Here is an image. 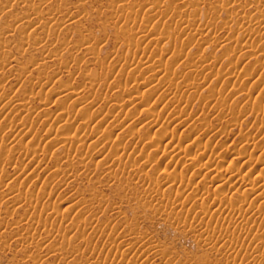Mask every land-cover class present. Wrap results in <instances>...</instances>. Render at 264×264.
<instances>
[{"label": "rangeland", "instance_id": "rangeland-1", "mask_svg": "<svg viewBox=\"0 0 264 264\" xmlns=\"http://www.w3.org/2000/svg\"><path fill=\"white\" fill-rule=\"evenodd\" d=\"M263 81L264 0H0V264H264V198L210 182L264 157Z\"/></svg>", "mask_w": 264, "mask_h": 264}, {"label": "bare ground", "instance_id": "bare-ground-1", "mask_svg": "<svg viewBox=\"0 0 264 264\" xmlns=\"http://www.w3.org/2000/svg\"><path fill=\"white\" fill-rule=\"evenodd\" d=\"M260 1V0H259ZM244 5V4H243ZM229 6V5H228ZM244 7V6H243ZM230 9V8H229ZM182 18V17H181ZM226 19H228V18H226ZM242 19V18H241ZM183 20V19H182ZM227 22V21H226ZM181 23V22H180ZM212 30V29H211ZM196 37V36H195ZM241 43V42H240ZM241 45V44H240ZM169 51H170V49H169ZM261 51V50H260ZM237 56V55H236ZM246 57V56H245ZM235 71V70H234ZM251 73V72H250ZM261 75V74H260ZM242 78V77H241ZM165 80H166V78H165ZM254 80V79H253ZM167 81V80H166ZM137 82V81H136ZM252 82V81H251ZM264 82V81H263ZM144 82H138V83H136V86L139 88V87H141L142 86V84H143ZM250 84V83H249ZM136 87V88H137ZM257 88V87H256ZM75 90L76 89H74L72 92H70V93H67V94H65V95H63V94H61V95H58V94H56L55 96V99H54V101H59V104H63L69 97H73V95H75L76 97H77V99H76V102L77 103H81L82 101H80L82 98H81V93H79V91H78V93H76L75 92ZM79 90V89H78ZM122 90V89H121ZM77 91V90H76ZM81 92V91H80ZM261 92V91H260ZM254 94V93H253ZM258 95V94H257ZM262 96V95H261ZM128 97V96H127ZM260 97V96H259ZM129 98H130V96H129ZM150 98H152V97H149V98H147V100H144V101H142L143 103H139L137 106H138V108L140 109L141 108V111H143V112H146L147 113V115H148V117H150V118H153L154 120H155V122H159V120L161 119V118H157V115H156V113L154 112V111H152V110H150L149 108H147L146 106L148 105V101H149V99ZM264 98V97H263ZM49 100V97H48V99L46 98V99H43V101L44 102H47ZM257 102H258V105L260 106H262V104H261V102H262V100L260 99V98H258L257 100H256ZM61 102V103H60ZM48 103V102H47ZM51 103V102H50ZM66 103H68L67 101L65 102V104ZM77 103H75V104H77ZM45 104V103H44ZM120 104V103H119ZM119 104H116L115 105V107H119L120 105ZM25 106V105H24ZM27 107V106H26ZM60 107H61V105H60ZM59 107V108H60ZM264 105L262 106V108L261 107H259V109L257 110V111H259L260 113H263V115H264ZM65 109H67V110H69L67 107L65 108L63 105H62V107H61V111H59V113L57 114V116L55 115V116H53L54 118H56V121H55V125H57V127L56 128H60V130L62 131V130H64L65 128H67L66 126H60V123H61V121H63V118L65 117V113L67 112ZM46 110V109H45ZM46 111H48V110H46ZM66 111V112H65ZM47 113H50V112H47ZM55 113V112H54ZM91 114H89V120H87L88 122H90V121H95L100 115H101V110L100 111H98V110H95L94 112H90ZM255 114V113H254ZM258 114V113H257ZM68 115V114H67ZM104 115V114H103ZM102 116V115H101ZM88 117H86V118H88ZM106 118V117H105ZM104 118V119H105ZM263 118V123H264V116L262 117ZM66 119H67V117H66ZM65 119V120H66ZM130 119H132V117L130 116L129 117V120ZM50 120V119H49ZM68 120V119H67ZM70 120H71V118H70ZM97 120H99V118L97 119ZM102 120V119H101ZM166 120H167V123L169 124V123H172V122H175V123H178L179 125H182V121L180 122V118H177V117H173V116H170L168 119L166 118ZM103 122H104V120H102ZM114 121H115V119H114ZM118 121V120H117ZM71 122V121H70ZM69 122V123H70ZM85 122V121H84ZM87 122V123H88ZM95 122H97V121H95ZM103 122H101V123H103ZM116 122V121H115ZM69 123H67V124H69ZM94 123V122H93ZM134 123L136 124L135 126H136V128H137V125H139V124H141L142 123V121H140V120H135L134 121ZM262 123V124H263ZM104 124V123H103ZM115 124V123H114ZM113 123H112V125H114ZM112 125H109V126H112ZM116 125V124H115ZM142 125V124H141ZM141 125H139V126H141ZM53 126V125H52ZM51 126V127H52ZM70 126H72V125H70ZM87 126H89V125H87ZM92 126H93V128L98 132V134H100V132H103V129L101 128V126H102V124H101V126L98 124V123H96V124H92ZM134 126V127H135ZM61 127H63L64 129H61ZM83 128L82 129H84L86 126H85V124H84V126H82ZM104 127V126H103ZM105 127H106V125H105ZM54 128V127H53ZM52 128V129H53ZM81 128V127H80ZM93 129V130H94ZM107 129H109V128H107ZM242 129V128H241ZM85 130V129H84ZM83 130V131H84ZM102 130V131H101ZM240 130V129H239ZM257 130V129H256ZM83 131H80L81 133L83 132ZM57 132H58V130H57ZM77 132V131H76ZM75 132V133H76ZM96 132V133H97ZM109 132V131H108ZM108 132L106 133V135L109 137V135H108ZM165 132V131H164ZM55 133H56V131H55ZM59 133H60V131H59ZM88 133L89 132H87V136H89L88 135ZM262 133H264V126L262 127ZM104 134V133H103ZM102 134V135H103ZM23 135H25V133H23ZM60 136L62 135V134H59ZM101 135V137L104 139V135L102 136ZM173 133H163V134H161L160 136V138H158V139H156V140H154L153 141V144H150V143H148L149 145H147V144H145V147L148 149V148H150V147H154L157 151H159V152H167V150H168V148H169V145L171 144V140L170 139H174V137H173ZM245 133L242 135V138H241V140L243 139V141H245V140H247V141H250L249 140V135H247V137H245ZM264 135V134H263ZM85 136V135H84ZM98 136V135H97ZM106 136V137H107ZM175 136V135H174ZM251 136V135H250ZM254 136V135H253ZM76 137H77V139L76 140H74V141H72L71 140V138H70V136L69 137H67V136H65V137H63V139H61L60 140V142L63 144V143H65V145H67V144H75V142L76 143H80V142H83V144L82 145H84V147H85V143H84V140H82V134H78V135H76ZM61 138V137H60ZM60 138H57V139H60ZM101 138V139H102ZM256 138V137H255ZM25 139V138H24ZM87 139V138H86ZM126 139V135H125V137H117L116 139H114V140H117V143H116V147L117 148H121V146H123V142H124V140ZM250 139H252V138H250ZM94 139H92L91 141H89V143L90 144H92V143H96V141L94 140ZM96 140H98V139H96ZM105 140V139H104ZM256 140H257V138H256ZM57 141H59V140H57ZM57 141H55L56 143H57ZM87 141H88V139H87ZM126 141V140H125ZM252 141V140H251ZM254 141V140H253ZM50 142V141H49ZM99 142V141H98ZM97 142V143H98ZM179 142V141H178ZM246 142V141H245ZM45 143V142H44ZM54 142H52L51 144H53ZM56 143L55 144H53V145H56ZM88 143V142H87ZM88 143V144H89ZM94 143V144H95ZM106 143H108V142H106ZM176 143V142H175ZM47 144V143H46ZM50 144V143H49ZM110 144V143H109ZM112 144V143H111ZM195 144V143H194ZM239 144V143H238ZM243 144V143H242ZM241 144V145H242ZM40 145V144H39ZM76 145V144H75ZM87 145V144H86ZM98 145V144H97ZM106 145V144H105ZM114 145H115V142H114ZM177 145H178V143H177ZM180 145V144H179ZM197 145V144H196ZM47 146H48V144H47ZM57 146V145H56ZM88 146V145H87ZM181 146V145H180ZM54 147V146H53ZM68 147V146H67ZM66 147V148H67ZM197 147V146H196ZM204 147H206V146H204ZM58 148V147H57ZM175 148V147H174ZM242 147H238V146H235L234 147V149L232 150L231 149V151L229 150V151H226V153H225V156H222V160H225L226 158H227V160H229L230 159V161L231 160H233L234 159V157L235 156H240L241 158H242V164L239 166V167H237V165H236V167H234V166H230V167H228L227 169H226V171L224 172V173H220V172H218L217 174H215V175H213L212 176V178H211V180H210V182L212 183V182H214V183H212V184H215V186H216V188H218V189H220L225 183H229V184H234V185H237V186H239V187H241V186H243V187H249L250 189H251V191L246 195V197L241 201V202H243L244 204L243 205H245V206H249V204H250V202L249 201H251V200H249L248 198H251V196H252V198L251 199H253V197H256V198H258V199H262V198H264V157L262 156V153H263V149H262V146H260L259 144H257V143H253L252 142V144L250 143V146H248L246 149H245V147L243 148V149H245V151L243 150L242 151V149H241ZM106 149V148H105ZM181 149V148H180ZM42 150V149H41ZM75 150V149H74ZM135 150V149H134ZM133 150V151H134ZM34 152H35V150H33ZM177 151H179V150H177ZM213 150H211V152H212ZM104 152V151H103ZM217 152H219V151H217ZM116 153V152H115ZM215 153V152H214ZM214 153H213V155H214ZM34 154V153H33ZM39 154V153H38ZM142 154H144V152L142 153ZM212 154V153H211ZM211 154H209V155H211ZM217 154H219V153H217ZM217 154H215L214 156H216ZM221 154V153H220ZM219 154V155H220ZM145 155V154H144ZM168 157H170L169 155H170V153H168L167 152V154H166ZM165 155V156H166ZM172 155V154H171ZM33 156V155H32ZM129 157H130V160H131V158H133L134 157V153L132 152L130 155H128ZM172 157H174L173 155H172ZM220 157V156H219ZM219 157H217L216 156V158H218V159H220ZM212 158V157H211ZM215 157H214V159H216ZM225 158V159H224ZM133 159H135V158H133ZM132 159V160H133ZM213 159V158H212ZM211 159V160H212ZM218 159H217V161H218ZM131 160V161H132ZM179 160V159H178ZM185 160H187V157H186V159ZM182 161V160H181ZM212 161H214V160H212ZM103 162V161H102ZM211 162V161H210ZM219 162V161H218ZM217 162V163H218ZM234 162V161H233ZM209 163V162H208ZM208 163H203V166L201 165V170H204L203 172H204V176L203 177H205V175L207 174L206 172H207V170H209V172L211 171V169H212V167L210 168V163L208 164ZM216 163V164H217ZM226 163V162H225ZM231 163V162H230ZM233 164H235V163H233ZM218 165V164H217ZM56 167V166H55ZM210 168V169H209ZM217 168V167H216ZM194 170V169H193ZM218 170V169H217ZM208 172V173H209ZM217 172V171H216ZM200 173V172H199ZM206 173V174H205ZM209 174H212V173H209ZM254 174H256L255 175V177H253V175ZM67 176V175H66ZM202 178V177H201ZM200 180V179H199ZM177 183V182H176ZM175 182H173L172 183V186H174L175 185V187L177 186L178 187V185L176 184ZM233 185H231V187H232ZM174 187V188H175ZM178 189V188H177ZM176 191H178V190H176ZM164 192H165V190H164ZM246 194V193H245ZM182 195V194H181ZM182 197V196H181ZM244 197V196H243ZM202 208L204 209V211H205V213H207V212H209V208H211L210 207V204H208L207 202H205L203 199H202ZM163 202V201H162ZM221 202L219 201V205L218 206H220L221 204H220ZM218 208H220V207H218ZM211 211V210H210ZM262 214V213H261ZM244 219V217H241V220H243ZM245 220V219H244ZM239 231V230H238ZM233 235L231 236L232 237V239L231 240H233L234 242H237L239 239H240V234L239 233H232ZM117 248V247H116ZM245 249V248H244ZM249 252H252L253 253V250L255 249L254 247H247L246 248ZM251 254V253H250Z\"/></svg>", "mask_w": 264, "mask_h": 264}]
</instances>
